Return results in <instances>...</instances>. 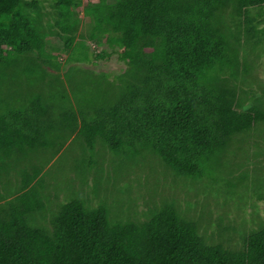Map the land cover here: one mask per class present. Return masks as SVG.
<instances>
[{
    "label": "trees",
    "instance_id": "1",
    "mask_svg": "<svg viewBox=\"0 0 264 264\" xmlns=\"http://www.w3.org/2000/svg\"><path fill=\"white\" fill-rule=\"evenodd\" d=\"M46 1L0 0V264H264V224L243 233L237 249L208 244L200 221L165 199L150 200L146 217L136 220L120 205L91 207L76 195L48 226L51 202L40 163L41 154L60 151L61 132L64 144L84 140L83 126L97 121L94 110L114 109L130 85L155 78L236 97L226 153L201 158L200 171L207 190L242 199L249 176L236 175L243 164L232 159L245 153L247 136L264 128V91L241 90L252 72L243 50L264 40V0H98L82 8L91 21L85 35L71 26L81 0H50L51 18ZM52 37L69 63L115 55L125 67L113 73L70 67L64 78L49 73L46 65L59 70L47 51ZM140 166L179 176L161 161ZM14 169L21 179L12 185ZM93 180L96 194L102 182Z\"/></svg>",
    "mask_w": 264,
    "mask_h": 264
},
{
    "label": "rangeland",
    "instance_id": "2",
    "mask_svg": "<svg viewBox=\"0 0 264 264\" xmlns=\"http://www.w3.org/2000/svg\"><path fill=\"white\" fill-rule=\"evenodd\" d=\"M81 1L80 8L72 11L71 26L78 34L85 35L91 21L84 16L82 8L98 0ZM51 5L50 0L44 2L46 18L53 17ZM262 20L260 27L264 26V17ZM49 43L50 62L59 70L47 65L45 68L62 78L70 67L112 73L125 67L115 55L91 62V54L90 62L69 63L61 41L52 37ZM90 50L98 51L93 45ZM243 51L252 72L243 77L241 90L259 96L264 91V40L253 49L244 47ZM129 87V93L115 105V114L104 109L93 111L97 121L83 126L84 140L71 137L64 144L61 132L60 151L54 157L40 155L42 184L51 202L46 223L49 226L51 217L78 197L91 207H96L100 201L107 207L120 205L136 220L146 217L150 200L165 199L174 202L183 215L200 221V234L206 243H221L237 249L243 233L264 224V128L247 136L243 143L245 153L232 159L243 164L235 174L246 172L249 176L248 187L242 193L244 197L216 194L206 189L200 159L226 153L227 124L236 97L155 78L143 81L139 90L136 85ZM112 119L118 120L112 123ZM146 150H152L155 155L150 152L142 155ZM160 161L179 176L164 175L163 167L150 174L148 168L140 166L148 163L158 167ZM91 162L98 164L94 170L89 166ZM22 166L30 171L26 162H22ZM84 175L87 185H83ZM94 176L102 182L96 194L92 187ZM9 179L13 185L21 179V174L16 169L10 170ZM153 190L156 193H152Z\"/></svg>",
    "mask_w": 264,
    "mask_h": 264
},
{
    "label": "crops",
    "instance_id": "3",
    "mask_svg": "<svg viewBox=\"0 0 264 264\" xmlns=\"http://www.w3.org/2000/svg\"><path fill=\"white\" fill-rule=\"evenodd\" d=\"M130 88H131V87H129V88L126 90L125 95H127V92L129 93ZM139 88H141V87L137 86V89H138V90H139ZM107 112H114V114H115V113L117 112V108L114 107V109H109V110H107ZM117 120H118V119H112V123L115 122V121H117Z\"/></svg>",
    "mask_w": 264,
    "mask_h": 264
}]
</instances>
